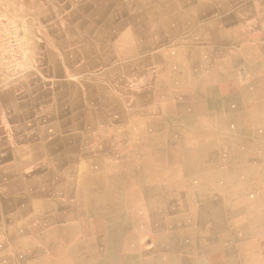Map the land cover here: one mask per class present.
I'll return each mask as SVG.
<instances>
[{
    "label": "crops",
    "instance_id": "0c3cea01",
    "mask_svg": "<svg viewBox=\"0 0 264 264\" xmlns=\"http://www.w3.org/2000/svg\"><path fill=\"white\" fill-rule=\"evenodd\" d=\"M97 2L102 4L106 2L110 6L106 9V5L97 10V6L93 5ZM92 15L99 20L100 25H94L96 30L90 34L88 30L86 31V25ZM1 18L4 20L0 22V264H35L43 260H47L50 264L54 262V259L59 261V259L69 258L72 254L68 252L74 253L77 250V244L85 241L90 243L91 236H87L89 225L81 222L90 215L87 208L91 205L84 203L85 211L79 210L77 201H81V198L78 195L76 180L83 181L82 170L85 172L87 167V176H90L88 175L91 171L90 163H87V166L83 163L89 159L87 156L89 150L100 151L103 147H118L119 141H123L125 131L123 118L110 121L105 108L101 109L99 116L96 114V119L93 117L94 123L90 113L85 110V107L89 109L88 102L93 99V92H98V99L99 96L102 98L108 81L117 78L119 69L117 66L114 67V64L117 65L118 62L116 59L110 62L108 70L104 69L105 65L101 62L100 69H87L86 63L98 61L96 57H100L99 52L102 47L106 50L108 43L117 38L122 31L133 27L136 42L140 46L139 58L141 54L147 52L156 54L164 48L171 52L178 50L183 57V62L185 60L190 62L191 56L197 58L198 53L207 51L209 59L218 57L221 63L227 64L231 61L236 68L244 66L242 69L245 70L239 71L240 77L243 78L248 77L249 72L252 73L253 61L264 58V0H0ZM112 19L116 21L112 23ZM129 19L131 22L133 20V25L126 22ZM163 20L170 24L177 20H184L189 24L184 23L179 34L172 36L170 30H167L169 24ZM7 21H15L19 29V43L14 42L12 46L5 41ZM105 23H109V26H104ZM99 28L103 30L100 31ZM193 28L197 29L196 33H189L188 31L194 30ZM99 33L107 35L96 38ZM77 34L79 38L78 43L75 44L74 38ZM186 34L188 43H192L190 46L184 45ZM97 39L101 42L100 46L89 53L88 45L96 43ZM146 44L150 46L147 47ZM141 46L146 47L141 49ZM72 49H80L85 53L83 57L70 59L68 54ZM26 52L31 53L29 65L25 64ZM249 52L255 53L254 56H249ZM201 56V66L203 63L206 64L205 66L210 65L203 60V55ZM161 61L167 66L164 60H158L160 63ZM183 64H181L183 68L174 73L186 75L187 68L192 66ZM166 73L171 71H163L161 75L151 78L152 81L147 87L149 92L155 90L159 77ZM230 74L232 75V73L227 75ZM229 78L224 77L219 81L217 90L219 95L225 94L222 89L226 86L236 90V85L243 82L236 76ZM163 82H160L161 87L166 85ZM91 85L94 87L93 90ZM167 87L171 91L176 89V86L172 88L171 83L167 84ZM184 89L185 87H182L177 90L183 92ZM169 102V100L147 102L139 100L137 103H125L128 105L121 108V113L130 107L129 105L134 107L125 113L133 117L132 123H134V126L126 132L139 131L141 123L138 117L150 115L155 105L170 106ZM247 106L250 108L249 105ZM113 136H117L118 139ZM239 136L238 139H235V136L232 137L236 142L246 140L248 137L246 133H241ZM102 160L91 167H98ZM225 160V158L222 160L220 155H216L214 161L208 162L212 161L211 164L216 165ZM176 162L180 163V160ZM121 186H123L122 181ZM115 192L118 194L119 190L116 189ZM82 203H80L81 206ZM95 206L92 207L93 210L91 209L92 216L99 218H102L104 214L115 215L120 212V208L117 207ZM66 215H68L67 218ZM63 216L64 219L61 218ZM79 222L81 227L77 226ZM198 223L199 221L196 225L197 229L193 230L187 240L185 238L181 241V245L187 242V246L173 247L176 251L170 253L172 256L166 255H170L167 264H204L205 258L211 260L210 264H219L214 262L219 259L214 254H208L209 257H205L204 249L211 248V244L205 245L203 224ZM73 225L77 226L78 231H71V236L67 237L65 234L68 233L64 229L71 228ZM51 228H58L57 236L43 238L42 235L49 232ZM127 241H131L130 237L127 240L120 238L119 245L122 251L123 244ZM58 243L59 246L55 250ZM121 250L117 252V255H121L116 261L117 264H125ZM151 253L145 258L140 257L141 254H135L134 261L126 264H144V260H147L149 264H160L162 260L157 261L152 258Z\"/></svg>",
    "mask_w": 264,
    "mask_h": 264
},
{
    "label": "bare ground",
    "instance_id": "6f19581e",
    "mask_svg": "<svg viewBox=\"0 0 264 264\" xmlns=\"http://www.w3.org/2000/svg\"><path fill=\"white\" fill-rule=\"evenodd\" d=\"M102 2H97L96 4L93 3V5L97 6V10H99L108 4L106 2L102 4ZM109 6L110 5H107L106 9L109 8ZM19 12H21V10ZM115 21L116 20L112 19V23ZM126 22L131 25L133 20L131 22V20L129 19ZM184 23L186 25L189 24L188 21L185 22L184 20H177L175 23L172 22V24L167 23L169 24L167 30H170L172 36H174V34H179L180 28H182ZM98 24L99 20L92 15L91 17H89V21L87 22L86 31L88 30L90 34H93L96 30V27H94V25ZM104 26H109V23H105ZM132 28H127L126 30L122 31V33L118 35L117 38H115L113 41L111 40L106 46V50H103L104 47H102L99 52L100 57H96L97 59H99L98 61H91L86 63L87 69H100L99 64L103 63L105 65L104 69L108 70L110 62L115 59L118 62L117 65L114 64V67L117 66L119 69V74L117 75V78H113L108 81V84L105 86V91L102 94V98H100L99 96L98 99V92H93L96 97H94V95L92 94L93 99H90V101L88 102L89 109H87L88 107H85V110L90 113V117L92 118V122L94 123L93 117L96 119V114H98L99 116V114H101V109L105 108L108 113L107 116L109 115L110 121H117V119L120 120L121 118H123V129L125 131L123 141H119L118 147L112 145V148L103 147L100 149V151L89 150V152L87 153L89 159L83 163H86V166L88 165L87 163H90L89 168L91 169V171L88 174L90 176H87V167L85 172L82 170L83 181L79 179L76 180V185H78V195L80 196L79 198H81V201H77L79 210L81 209L85 211L86 208L85 206H83L84 203L91 205L89 206L90 208H87L88 212H90V215L86 216L81 222L82 224L89 225L87 236H91V238L88 237L90 238V244L89 247L85 250V254L83 253V257L89 262V264H100V261L103 258H108L111 264H117L116 261H118V257L115 255V252L117 251L120 238L125 239L127 237L128 232H132L133 234L131 235L139 234L143 231V228H146L153 233V244L158 249L160 248L161 250L170 253L174 250L172 247L179 248L180 246H182V248H185L187 246V242L181 245V241L183 240V234L181 232H176L173 230L169 231L167 226L168 220L166 217L171 215L170 211L178 209V206L174 204V199H177L180 202L181 206L184 208H190V205L194 207L196 209L195 216L200 223L198 224L201 225V223L207 224V222L209 221L216 222V224H218V221H221L222 219H215L218 218L217 215L221 212L222 208H227V210L232 208L234 210L233 212H236L239 209L247 207L248 204L251 205L252 201L249 202V199L253 200V196H255L256 200L260 196H264V58L253 61L251 64L252 73L249 72L248 77L244 78L240 77L239 75L240 70H245L242 69L244 66L236 68L234 67L233 62L231 61H229L227 64L221 63V59H219L218 57L216 59H209L207 58V51L204 53H198L197 58L191 56L192 61L190 62H188L187 60L183 62V57L180 55V52L178 50L171 52V50L168 51L169 49L166 50L164 48V50H159V52H156V54L153 52H144L145 54H141L139 58L138 50L140 46H138L136 42V35ZM99 29L100 31L103 30V28ZM112 29H114V27ZM193 29L194 30L188 32L193 34L194 32L196 33L197 29ZM100 35L101 33H99L96 38L100 37ZM106 35L102 34L101 36L105 37ZM185 36L186 37L184 38V45H192V43H188L187 34ZM78 38L79 35L77 34L74 38L75 44L78 43ZM100 43L101 42L99 39H97L96 43H90L87 47L88 52L91 53L96 50L94 48L97 46L99 47ZM146 46L149 47L150 45L146 44ZM146 46H141V49ZM84 53L80 49H72L70 54H68V58L73 59L83 57ZM254 54L255 53L249 52V56L251 57H253ZM201 55H203V60L208 62L210 65L205 66L206 64L203 63L201 66ZM26 57L27 58H25V64L29 65L31 53L26 52ZM159 59L164 60L167 63V66H165L162 61L161 63L158 62ZM181 64H183L184 66H187V64L188 66H192L190 68H187L186 75L174 73L176 70V72H178L183 68ZM194 66L196 68H194ZM167 70H169V72L171 71V73H166V75L159 77V82L158 84H156L155 90L149 92V89L147 87L152 81L151 78L155 75H161L163 71ZM229 73H232V75H227ZM235 76L243 82H239L236 85V90L231 89L229 86H226V88L223 87L224 89H222V91H224L225 94L219 95L217 91L219 88V81L223 80L224 77L226 79ZM160 82H163L166 85L164 87L162 85L161 87ZM170 83L172 88L176 86L175 90L172 89L171 91L168 89L167 84L169 85ZM182 87H185L183 92L181 90H177ZM91 89H94L92 85ZM139 100H144L146 102L149 100H169V103L171 105H155L150 115H141L140 117H138L139 123H141L139 131L135 133H127V129L132 128L134 126V123H132L133 117L125 113L130 111L129 109H134V107L129 105L130 107H127L125 111L123 110V113H121L120 110L121 108H125L128 105H126L125 103H137ZM150 103H152V101H150ZM247 105H249L250 108ZM106 123L108 122L106 121ZM241 133H247L249 135L246 140H240L236 142L232 136L229 137L232 134L239 137ZM113 137L116 139L117 136ZM216 155H221L223 157L225 156L227 159L224 162H219L216 163V165H212L211 162L215 160ZM151 156H154V158L162 157L164 159L165 176H167V178H165L166 181L164 180V183L163 181H160L161 183L158 182L156 184L154 181L149 180L148 184H145V181L144 183L139 184L140 182H138V174L142 173V170L138 168V163L141 160L147 163V158H151ZM177 158L181 159L180 163L176 162ZM98 159L102 160L101 164H99V166L95 168L91 167L94 166L97 161H100ZM209 160L212 161L208 162ZM153 165L154 164H152V166ZM124 177H126L127 179V185L129 186V188H131L128 193L126 192V190H128L127 187L123 189V186L119 184V182L124 180ZM111 182L116 183V189L119 190L120 195H115V201L113 203L114 207L120 208V212L115 213V215L104 214V216L102 215V218L96 217L94 215L92 216V207H94V204L96 202L99 201L106 203V198L108 197L106 192L108 185ZM82 183L84 184L81 185ZM77 197L78 196H76V198ZM80 203H82V206L80 205ZM261 203H264V201L262 200ZM67 216L68 215H66V218ZM73 217H75V215ZM61 218L64 219V216ZM57 219H59V217ZM230 220H232V218ZM222 221H225L224 223L228 224L226 219H223ZM160 223H162V226H159ZM230 223L232 224V222H229V224ZM75 225L71 226V228H63L68 233L65 234L67 237L71 236V231H78L77 226L80 225V222L79 224H77V226ZM238 225L239 224H237V222H234V225H232L230 228L229 237L230 239H233V241L230 243L228 241L224 244L223 247H221L223 249V254L231 253L230 256H228L222 261L224 262L223 264H236L237 262L238 253L235 252V240H237L240 237L239 235L241 234ZM57 230L58 228H51L49 232H45L42 237L49 238L53 235L56 237ZM204 237L205 235L203 236V238ZM169 239H173L176 242H169ZM204 240L207 239L204 238ZM261 242L264 246V236L261 238ZM131 243L133 245L137 244L138 242L136 241V238H133L132 241H130V244ZM170 244L172 247L170 246ZM58 246L59 243L56 245L55 250L58 248ZM133 250L134 252L131 253L132 255H127L126 257H123V262L125 264L127 262L134 261L136 257L135 254H141V252H143V249L139 248V246L134 247ZM198 252L195 253L198 254ZM68 253L72 254L71 257L59 259V261H56L54 259V262H51L50 264H66L68 262L70 263L71 261L68 260L74 258L73 251H70ZM262 253L256 254L263 255V257H261L262 260L260 261L252 260L253 256L255 255H253L251 251L249 253L247 252L241 254L239 255L240 263L264 264V251ZM75 254H77V252H75ZM214 256L218 257V255ZM180 259L182 258L180 257ZM210 263L208 259H204V264ZM35 264L49 263L47 262V260H43ZM74 264L77 263H75L74 261Z\"/></svg>",
    "mask_w": 264,
    "mask_h": 264
},
{
    "label": "rangeland",
    "instance_id": "374dc122",
    "mask_svg": "<svg viewBox=\"0 0 264 264\" xmlns=\"http://www.w3.org/2000/svg\"><path fill=\"white\" fill-rule=\"evenodd\" d=\"M3 20H4V18H1L0 22H2ZM5 27L7 30L6 31L7 39L5 41H7L8 44L11 46L14 42L18 41V43H19V29L17 28L18 26L16 25L15 21H7L5 24ZM14 32H15V34H14ZM237 134H239V133H237ZM246 135L249 136L247 133H246ZM231 136H235V135L232 134ZM235 137H236L235 139L240 138V136L239 137L235 136ZM224 158L227 159L225 156L224 157L221 156L222 160ZM177 160H178V162H179V160L181 161V159H179V158H177ZM147 161L148 162L145 163V161L141 160L138 163V168L140 170H142V173L138 174L139 175L138 182H140L139 184L144 183V181H145V184H148L149 180L154 181L156 184L158 182L161 183L162 181L164 183L165 178H167V176H165L164 159L162 157L154 158V156H151V158H147ZM152 164H154V165L152 166ZM122 182H123V189L125 187H127L128 190H126V192L128 193V191H130L131 188H129V186L127 185L126 177H124V180ZM119 184L121 185V182H119ZM116 188H117L116 183L111 182L108 185L107 192H106V194L108 195V197L106 198V203L98 201L94 205H96L97 207H99V206L114 207L113 202L115 201ZM253 197H252L253 200L249 199V202L252 201L251 205L248 204L247 207H245L243 209H239L236 212H233L234 210L232 208H230L228 210H227V208L221 209V212L217 215L218 218L215 220L226 219L228 224H229V222H232V224L230 223L231 225L225 224L224 223L225 221H222V220L218 221V224H216V222H211V221L207 222V224L206 223L203 224V230H204V233H206V234H204L205 235L204 238L207 239V240H205V244H211L210 245L211 248H207V250H206V248L204 249V250H206L205 252H208V253H205V257H209L208 254H214L215 253L214 255H218L219 259L215 260L214 262H218L220 264L224 263L222 261L225 258H227L228 256H230L231 253H224L223 254V249L221 247H223L224 244L227 243L228 241H229V243L233 241V239H230V237H229V232H230L231 226L234 225V222L235 223L237 222V224H239L238 227H239V231L241 232V234L239 235L240 237L237 240H235V252L238 253L236 264H241L240 260H239V255L247 253V252L249 253L250 251L253 253V255H255V256H253L252 260H257V261L262 260L261 257H263V255H256V254L262 253L264 251V246L261 242V238L264 236V217H261V216H264V203H261V202H262V200L264 201V199H263L264 196H260L257 200L255 199V196H253ZM174 204H176L178 206V209H176L174 211H170L171 215L166 217L168 220L167 221L168 230L181 232L183 234V237H184L183 240L185 238L187 240L188 236H190L192 234L193 230L197 229V227H196V225H197L196 219L197 218L195 216V210H194L195 208L192 207L191 205H190V208L189 207L184 208L181 206L180 202L177 199H174ZM223 209H225L226 211ZM231 218H232V220H230ZM159 226H162V223H160ZM233 229H234V227H233ZM244 229H245V231H244ZM142 230L143 231L141 233L136 234V235H131L133 233L128 232L127 237L128 238L130 237L131 241L133 238H136V241L138 243L132 245V243L130 244V241L125 242V244H123L124 247L122 248L123 251L121 250L120 245H118L117 251L115 252V255L117 257L121 256V255H117V252L119 250H121L123 252V254H124L123 257H126L127 255H132L131 253L134 252L133 248L136 246H139V248L143 249V252H141V255H142V253H144V255H142L143 258L148 257V254L150 252H152L151 253L152 258L157 259V261H158V259H160V260H162V262L164 264H167L169 262L170 255L169 256H166V255L173 253V252L166 253L165 251L161 250L160 248L159 249L156 248L155 245L153 244V240H154V236L152 235L153 233L150 232V230H148L146 228L145 229L143 228ZM128 238H125V240H127ZM169 242H176V241H174L173 239H169ZM89 244L90 243H88L86 241L82 242L80 244H77L76 245L77 250L74 251V253H73L74 258L72 257L73 259L68 260L71 262L70 263L68 262L66 264H74V261L77 264H89V262L83 257V253L89 247ZM171 244H170V246H171ZM218 249H220V250H218ZM158 250H160V251H158ZM75 252H77V254H75ZM81 254H82V256H81ZM141 255H140V257H142ZM70 257H71V255H70ZM104 257H106V256H104ZM63 259H65V258H63ZM65 261H67V260H65ZM208 261H209V263L211 262V260H209V259H208ZM100 264H111V262L109 261L108 258L107 259L103 258V259H101ZM144 264H149V263L147 262V260H144ZM157 264H159V263H157Z\"/></svg>",
    "mask_w": 264,
    "mask_h": 264
}]
</instances>
